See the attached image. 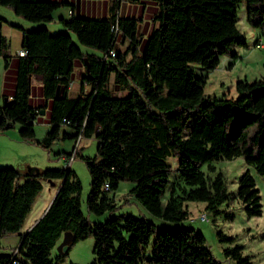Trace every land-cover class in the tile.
I'll return each mask as SVG.
<instances>
[{"label":"trees","instance_id":"obj_1","mask_svg":"<svg viewBox=\"0 0 264 264\" xmlns=\"http://www.w3.org/2000/svg\"><path fill=\"white\" fill-rule=\"evenodd\" d=\"M129 1L153 4L148 11L156 25L141 40L137 19L117 16L115 0L108 18H61L67 31L50 33L45 25L21 28V49L27 53L20 56L12 98L0 101V129L17 123L22 139H34V124L43 106L30 101L29 77L39 74L50 124L40 143L49 147L63 125L74 131H62V137L82 134L96 139L93 156L76 153L90 175L87 211L109 215L96 221L83 213L81 181L67 165L24 170L0 166V237L11 233L20 237L16 249L0 252V264H59L67 251L53 258L51 249L67 230L72 233L69 243L93 236V258L87 264H223L213 256L204 234L182 222L189 216L187 201L203 202L214 215L227 202L226 180L214 164L219 160L242 157L257 173L264 174V76L250 81L237 79L234 97L207 94L206 77L194 74L186 58L169 46L168 38L174 25L185 23L190 7L199 2L230 6L243 2L248 24L264 30V0ZM0 5L29 21L46 22L66 2L0 0ZM232 42L246 45L239 33ZM124 44L120 51L118 46ZM79 45L99 54L84 52ZM7 50L6 38L0 35V55L7 56ZM218 63L217 55L201 61L206 69H214ZM77 64L84 67L81 90L70 96L68 89ZM111 74L114 82L127 90L124 96L111 93ZM85 84L88 92L82 90ZM170 157L176 158L178 181L171 183L167 192L173 171ZM42 180H59L58 189L43 215L22 232L43 187ZM122 180L134 183L129 194L136 202L170 225H157L133 214H113L117 204L110 192ZM105 182L109 191L103 188ZM236 194L248 216L261 214L259 189L248 168L238 177ZM217 236L234 241L221 231ZM147 247L149 255L144 253ZM242 248L235 243L224 247L223 254L236 264H250Z\"/></svg>","mask_w":264,"mask_h":264},{"label":"rangeland","instance_id":"obj_2","mask_svg":"<svg viewBox=\"0 0 264 264\" xmlns=\"http://www.w3.org/2000/svg\"><path fill=\"white\" fill-rule=\"evenodd\" d=\"M63 7L64 5L59 6L55 10ZM5 10H9L11 13ZM62 10L63 12L65 11L61 9V12ZM0 15L8 17L9 24L5 22L4 31L10 34L12 45L18 44L20 31L15 26H11L15 22L9 16L13 15V12L11 9H6L3 5H0ZM58 22L65 28L61 19H58ZM47 28L50 33L61 31L58 28H54L51 24ZM236 33L241 34L245 38L246 45L233 44L232 39ZM73 39L77 43L75 36ZM258 40L262 45L261 47L255 46ZM168 41L169 46L175 52L181 53L186 58L196 76L202 75L206 77L204 92L207 94L234 97L236 95L234 84L237 79L246 78L250 81L264 76V30L254 28L248 24L245 18L243 2L237 6L206 2L193 4L190 7L188 20L185 23L174 25L169 32ZM126 44L121 45V47L118 46L119 50L123 51ZM79 46L84 52L91 50L99 54L98 50ZM233 53L236 55L233 56ZM213 55L219 57V63L214 69H206L201 65V61L204 58L210 59ZM79 85L80 80L76 77L73 82V88L70 90L71 95H77L75 91L79 88ZM108 87L115 96H124L127 93L124 87L114 82L113 74L109 77ZM46 128H49V125L36 120L34 124L36 135L33 140L22 139L13 127L0 129V166H11L19 170H24L28 167L45 169L62 167L66 162H70L69 167L81 181L80 202L83 213L90 220L103 221L109 215V212L95 215L87 211L86 196L90 188V175L85 162L76 153L93 156L96 153V139L94 137H82L76 147L75 137H62L63 130L73 133L74 129L70 126H62L59 137L49 147H44L40 141L42 139L41 135ZM66 152H69L70 156L66 155ZM168 160L172 165L173 171L170 174L167 192L170 184L178 181L177 173L175 172L176 158L170 157ZM214 164L223 173L226 180L229 192L227 202L221 205V212L214 215L204 208L203 202L187 201L189 216L182 223L201 231L213 256L223 264H236L234 260L226 258L223 254L224 247L233 246L235 243L243 245L242 253L249 256L250 264H264V174L257 173L253 166L244 162L242 157H236L231 160H219ZM246 168L250 170L259 189L262 212L257 216H248L245 213L243 203L236 194L238 177ZM203 169L206 170L205 166H203ZM210 175L212 176L213 174L211 173ZM41 182L43 187L35 197L21 231L35 219L37 220L42 216L59 186V180H54V183L48 180H42ZM133 185V182L127 180L119 182L117 189L110 194L117 204L116 209L112 213L116 215L121 213L133 214L146 217L157 225H170L169 221L152 215L134 200L129 194V189ZM167 192L163 199L166 198ZM202 212L208 215L206 221H200L197 218L191 220V218L198 216ZM217 231L233 236L234 241L226 242L220 240L217 236ZM62 238L63 235L51 249L53 258L57 254H63L56 248ZM93 241L92 235L71 243L68 241L67 253L58 260L59 264H70L71 262L78 264L89 263L93 258ZM17 242L18 238L15 235L7 234L1 236L0 252H12L14 248L16 249ZM144 253L149 255V247L144 249Z\"/></svg>","mask_w":264,"mask_h":264},{"label":"crops","instance_id":"obj_3","mask_svg":"<svg viewBox=\"0 0 264 264\" xmlns=\"http://www.w3.org/2000/svg\"><path fill=\"white\" fill-rule=\"evenodd\" d=\"M54 1H59V2L65 1L66 5H64V7L61 8L64 9L65 11L63 12L62 10L61 12V9L54 10L51 14V19L43 23L29 21L15 14L10 7L3 5L6 9H11L13 15H15V16L9 15L10 18H12V20L15 22V24H12L11 26H15V28L19 29L20 33H19V43L12 45L11 43L12 39H10L11 38L10 34L4 31V25L5 22L8 23V19H7L8 17H3V15H0L1 18L0 35L4 36L8 43L7 56L0 55V99L1 100L3 98L11 99L12 94L14 92L18 63L21 58L20 55L17 54V52L21 49V36H22L21 28L29 29V28L38 27L40 25H45L46 27H48L51 24L53 25L54 28H58V30L67 31V29L64 28L58 22V19L63 18L68 20L73 16L108 18L111 15L110 6L113 0H54ZM115 1L117 6L116 9L117 16L134 17L137 19L138 21L137 32L139 35V40L144 38L151 30V28L156 25V23H154L152 20V13L148 11L150 10V8H153V4H151V2H147L146 5H139L137 3H132L129 0H115ZM5 11L11 13L9 12V10H5ZM119 46L121 47V45ZM88 51L92 52L91 50ZM83 71H84V67L82 65L77 64L75 66L74 76L72 78L71 85L68 89V93L70 96H76L70 94V90L73 88V82L76 77L80 80V85L79 88L75 91V93H77L78 95V93L80 92L81 76L83 74ZM29 80H30L31 103L35 106H39V105L43 106V112L41 113V110L39 111L36 120L40 123H45L49 125V128H46L44 133L41 135L42 138L44 134L50 129V124L48 123V118H47L49 104L43 98L41 76L39 74H32L30 75ZM82 90L84 92H88L89 86L87 84L83 85ZM19 127L20 125L18 126V124L15 123L13 129L16 130L18 133ZM63 131H67V130H63ZM35 221L37 220L35 219L31 224L33 225ZM31 224L28 225L23 231L28 230L32 226ZM11 234L15 235L18 238V242H17L18 244L20 240L19 235L17 233H11Z\"/></svg>","mask_w":264,"mask_h":264},{"label":"built area","instance_id":"obj_4","mask_svg":"<svg viewBox=\"0 0 264 264\" xmlns=\"http://www.w3.org/2000/svg\"><path fill=\"white\" fill-rule=\"evenodd\" d=\"M117 25H115L114 26V30H115V32L117 31ZM255 46L256 47H261L262 45H261V43H260V41L258 40L256 43H255ZM27 53V50L26 49H20L18 52H17V54L18 55H20V56H23V55H25ZM110 55L111 56H114V51H110ZM71 85V84H70ZM70 87V86H69ZM62 122L63 123H65L66 121H65V119H63L62 120ZM83 136H82V134H79L78 136H77V138H76V147L78 146V143H79V141L81 140V138H82ZM69 164H70V162H66L65 164H64V166L65 165H67V166H69ZM103 188L105 189V190H110V188H109V184L107 183V182H105L104 183V185H103ZM112 192H110V194H111ZM199 219L200 221H206L207 219H208V215L205 213V212H202L201 214H199L198 216H196V217H194V218H191V220H193V219Z\"/></svg>","mask_w":264,"mask_h":264},{"label":"water","instance_id":"obj_5","mask_svg":"<svg viewBox=\"0 0 264 264\" xmlns=\"http://www.w3.org/2000/svg\"><path fill=\"white\" fill-rule=\"evenodd\" d=\"M84 62H85V64H86V71H88V65H87V59L84 57ZM43 112V109H41V113ZM47 209V208H46ZM46 209H45V211H46ZM44 211V212H45ZM43 212V213H44ZM43 215V214H42ZM38 220V219H37ZM71 238H72V233L69 231V230H67V231H64L63 232V238H62V240H61V242H59L58 244H57V250L59 251V252H65V251H67V249H68V241L70 242V240H71Z\"/></svg>","mask_w":264,"mask_h":264}]
</instances>
